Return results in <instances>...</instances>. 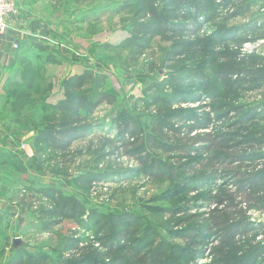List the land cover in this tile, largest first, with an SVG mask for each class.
I'll use <instances>...</instances> for the list:
<instances>
[{
  "label": "rangeland",
  "instance_id": "rangeland-1",
  "mask_svg": "<svg viewBox=\"0 0 264 264\" xmlns=\"http://www.w3.org/2000/svg\"><path fill=\"white\" fill-rule=\"evenodd\" d=\"M190 5L212 18L171 31L140 0H17L0 35V264H139L125 257L145 245L165 247L161 264H216L219 220L264 223V183L251 178L264 168V0ZM185 114L210 124L189 134ZM61 125L87 130L65 149L35 140ZM251 137L263 143H241ZM106 222L129 238L106 243ZM252 232L247 247L263 239Z\"/></svg>",
  "mask_w": 264,
  "mask_h": 264
},
{
  "label": "trees",
  "instance_id": "trees-1",
  "mask_svg": "<svg viewBox=\"0 0 264 264\" xmlns=\"http://www.w3.org/2000/svg\"><path fill=\"white\" fill-rule=\"evenodd\" d=\"M202 0H140L141 4L145 7L148 14L150 15L152 19V25L156 29L161 30H171V31H180V30H188V27L195 26L197 21L200 19V17L204 16L207 20L211 19L212 17L209 15L208 9H194L193 6L190 5V3L195 4L196 7L201 6ZM200 3V6H197V3ZM188 5L191 6V8L188 7ZM208 11V12H207ZM199 27V26H198ZM194 28L195 30L198 29ZM176 45V44H175ZM258 68L257 66L252 65L251 66V72L244 73L245 68H241V70L236 72L237 78L239 76L243 75H250L255 76V70ZM259 69V68H258ZM235 78L231 79V83L228 84V90L232 94L237 95L240 90H244L245 87H247V82H241V78ZM262 83L264 82L263 79H261ZM260 81V83H261ZM261 83V84H262ZM227 106V104L225 105ZM230 107V112H238L242 109V106H227ZM253 109L248 110L246 113H251ZM227 111V110H226ZM228 111V112H229ZM245 113V115H246ZM244 115V114H243ZM254 114H252L253 116ZM251 116V115H249ZM247 116V117H249ZM180 117V116H176ZM246 117V118H247ZM193 115L191 114H185L181 120L179 121H188L190 124L184 125V127L187 130V133H191L195 126L199 125H209L210 124V118L209 116H202L197 119L198 120H185V119H192ZM180 119V118H179ZM245 120V118L243 117ZM242 120V117L239 119ZM244 120L241 121V123H245ZM61 125L60 128H51L48 126L46 129H44L42 132L36 135L35 140L37 142H50L53 147L58 149H65L68 147L70 142H72L75 138L80 137L86 133V128H79V127H71ZM244 141V140H243ZM256 142L259 144L263 143V140L260 138H246L243 143ZM240 142V141H239ZM153 148L160 149L165 148L164 144H161L157 140L153 141ZM259 152H251L249 154H241L244 158H254L258 156ZM151 162V167L148 169L152 174H154V169L156 167L155 161L152 160V157L149 156L144 158L143 163H149ZM160 173V172H159ZM252 179L257 180L259 183H264V168H261L260 170H257L253 175H251ZM261 193L264 197V190L260 189ZM67 203L63 202L61 206V210H59V207L56 206L55 210L53 211L54 214L63 215L65 214L66 210H64V206L66 207ZM68 207V206H67ZM255 207L261 209L264 207V199L261 203L257 204ZM74 210H77V205L73 206ZM126 218L129 219V216L126 215ZM225 218L223 220H219L221 223L220 226L224 227L220 231L219 237V243L217 246V253H218V262L216 264H264V235L263 239L260 240L259 243L253 246H246L244 243L249 242L247 241V235L248 233L254 231V237L256 238L260 232H255L259 230L260 228H264L263 222H253L249 220L247 217L243 216L240 217L239 214L234 216V219H232L231 222H228ZM114 226V225H113ZM111 230H114L115 235L111 234V238L108 242H111V244L115 242H122L126 239L125 235L129 238V236L126 233V231L129 230V226H123L122 228L116 229V228H110L108 226V223H105V232H109ZM253 233V232H252ZM239 237V239H237ZM254 238V239H255ZM138 239V238H136ZM241 246H240V245ZM252 244V243H251ZM108 246V244H107ZM246 246V247H245ZM148 246H143V248H140L139 246H132L128 250L129 256H126L125 259H129V257H132L134 261L136 262L139 260V264H161V261L165 257V247H159L155 250L152 248H147ZM112 251H115L117 249V246H113ZM143 249V250H142ZM230 255L228 254L230 251ZM175 254H177V251H175ZM242 255V256H239ZM167 262V261H165ZM164 262V263H165ZM115 264H120V262H117Z\"/></svg>",
  "mask_w": 264,
  "mask_h": 264
},
{
  "label": "built area",
  "instance_id": "built-area-1",
  "mask_svg": "<svg viewBox=\"0 0 264 264\" xmlns=\"http://www.w3.org/2000/svg\"><path fill=\"white\" fill-rule=\"evenodd\" d=\"M17 12V0H0V35L6 34L8 32V18ZM16 48L20 46V43L14 44ZM20 149L26 150L29 156H32L31 152L28 151V144L23 142V144H19Z\"/></svg>",
  "mask_w": 264,
  "mask_h": 264
},
{
  "label": "crops",
  "instance_id": "crops-1",
  "mask_svg": "<svg viewBox=\"0 0 264 264\" xmlns=\"http://www.w3.org/2000/svg\"><path fill=\"white\" fill-rule=\"evenodd\" d=\"M26 41H27V38H24V40L22 41V44H20V45L23 47L25 45ZM4 48H5L4 39H1L0 40V69L4 66L5 70H6V68H8L7 67L8 66V62H9L8 56L10 55V53L7 52V51L4 53L3 52ZM20 50H21V48L19 49V51ZM57 51H59V50L55 49L56 53H57ZM14 54H15L16 57L20 56L19 52L18 53H14ZM57 54H60V53H57ZM12 56H13V53H12ZM5 80H6V78H5ZM5 142H6V139L3 137V134L1 133L0 134V149H8V147L6 146ZM3 143H5V144H3Z\"/></svg>",
  "mask_w": 264,
  "mask_h": 264
},
{
  "label": "water",
  "instance_id": "water-1",
  "mask_svg": "<svg viewBox=\"0 0 264 264\" xmlns=\"http://www.w3.org/2000/svg\"><path fill=\"white\" fill-rule=\"evenodd\" d=\"M19 242H20L19 238H15V240H14V246L17 247L18 244H19Z\"/></svg>",
  "mask_w": 264,
  "mask_h": 264
}]
</instances>
